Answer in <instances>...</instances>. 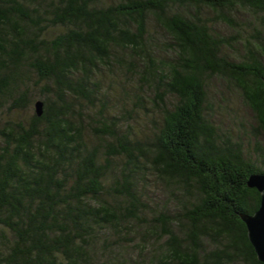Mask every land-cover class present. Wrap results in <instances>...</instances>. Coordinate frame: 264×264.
I'll return each mask as SVG.
<instances>
[{
    "label": "trees",
    "instance_id": "1",
    "mask_svg": "<svg viewBox=\"0 0 264 264\" xmlns=\"http://www.w3.org/2000/svg\"><path fill=\"white\" fill-rule=\"evenodd\" d=\"M263 77L264 0H0V264H262Z\"/></svg>",
    "mask_w": 264,
    "mask_h": 264
},
{
    "label": "rangeland",
    "instance_id": "2",
    "mask_svg": "<svg viewBox=\"0 0 264 264\" xmlns=\"http://www.w3.org/2000/svg\"><path fill=\"white\" fill-rule=\"evenodd\" d=\"M216 29L224 35L231 34L230 30L221 24L217 25ZM221 94L225 98L230 109L229 117H225V125L223 126L224 132H228L233 141H240L243 150L252 152V148L258 141L256 132H254L255 130L253 129L257 125L254 115L243 104L239 94L234 88L225 87ZM141 119V124L144 126L147 125L148 120L146 121L144 118Z\"/></svg>",
    "mask_w": 264,
    "mask_h": 264
},
{
    "label": "water",
    "instance_id": "3",
    "mask_svg": "<svg viewBox=\"0 0 264 264\" xmlns=\"http://www.w3.org/2000/svg\"><path fill=\"white\" fill-rule=\"evenodd\" d=\"M264 87V77L262 78ZM37 116L43 113V102L37 100L34 103ZM246 186L256 189L260 193V204L254 214H240V219L247 229V237L254 249L258 261L264 264V174H252L248 177Z\"/></svg>",
    "mask_w": 264,
    "mask_h": 264
}]
</instances>
